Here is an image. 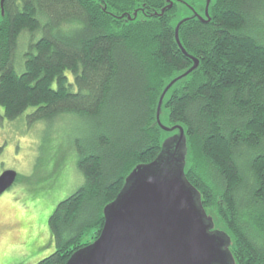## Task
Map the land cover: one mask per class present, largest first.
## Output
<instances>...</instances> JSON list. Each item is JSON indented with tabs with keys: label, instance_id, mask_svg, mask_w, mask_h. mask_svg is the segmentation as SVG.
Returning a JSON list of instances; mask_svg holds the SVG:
<instances>
[{
	"label": "trees",
	"instance_id": "1",
	"mask_svg": "<svg viewBox=\"0 0 264 264\" xmlns=\"http://www.w3.org/2000/svg\"><path fill=\"white\" fill-rule=\"evenodd\" d=\"M206 2L0 0L4 117L86 125L74 144L82 184L50 216L56 249L37 264H65L90 232L96 240L127 176L179 132L159 126L157 108L193 65L175 36L186 17L180 40L200 64L169 90L161 119L184 128L186 177L236 264H264V0H211L210 21L191 12L205 17Z\"/></svg>",
	"mask_w": 264,
	"mask_h": 264
},
{
	"label": "water",
	"instance_id": "2",
	"mask_svg": "<svg viewBox=\"0 0 264 264\" xmlns=\"http://www.w3.org/2000/svg\"><path fill=\"white\" fill-rule=\"evenodd\" d=\"M210 3L207 0L205 17L195 11L194 16L210 21ZM188 18L177 24L175 36L193 65L166 86L157 108L159 126L165 132H179L164 142L155 160L138 164L127 176L117 198L104 208L99 237L75 251L65 264H236L231 237L215 228L199 190L186 177L184 128L167 126L161 119L169 90L200 64L180 40V26ZM18 175L13 169L0 174V195L16 183Z\"/></svg>",
	"mask_w": 264,
	"mask_h": 264
},
{
	"label": "rangeland",
	"instance_id": "3",
	"mask_svg": "<svg viewBox=\"0 0 264 264\" xmlns=\"http://www.w3.org/2000/svg\"><path fill=\"white\" fill-rule=\"evenodd\" d=\"M28 38L21 39L22 51ZM29 114L27 110L8 120L0 108V174L8 169L19 174L16 183L0 195V264H37L54 253L49 218L83 180L74 146L86 138V125L79 116L62 115L46 124L30 122ZM162 118L168 126L166 116ZM94 237L90 232L81 245Z\"/></svg>",
	"mask_w": 264,
	"mask_h": 264
}]
</instances>
